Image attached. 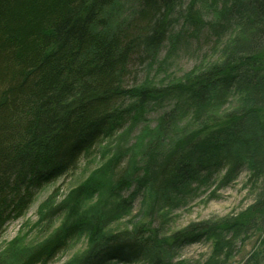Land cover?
Segmentation results:
<instances>
[{
	"label": "trees",
	"instance_id": "obj_1",
	"mask_svg": "<svg viewBox=\"0 0 264 264\" xmlns=\"http://www.w3.org/2000/svg\"><path fill=\"white\" fill-rule=\"evenodd\" d=\"M198 2L0 0V236L25 213L37 186L76 169L84 154L149 103L169 104L138 166L110 159L116 198L106 212L58 226L29 248L13 241L0 250V264H51L81 233L88 247L69 264H176L182 247L221 230L264 233V174L256 201L231 220L167 226L168 215L203 188L238 178L247 163L234 149L249 124L264 134V101L221 114L209 108L243 90L264 89V0H211L210 20ZM235 31L239 46L187 78L157 86L137 71L157 61L167 44L188 50ZM180 119L196 126L174 137ZM259 155L264 165V142ZM139 199L140 218L112 228ZM261 245L264 253V237Z\"/></svg>",
	"mask_w": 264,
	"mask_h": 264
},
{
	"label": "rangeland",
	"instance_id": "obj_2",
	"mask_svg": "<svg viewBox=\"0 0 264 264\" xmlns=\"http://www.w3.org/2000/svg\"><path fill=\"white\" fill-rule=\"evenodd\" d=\"M199 1L201 15L206 20L213 19L215 8L211 0ZM129 2L124 4V10L130 9ZM241 42L243 41L239 33L235 31L225 35L220 43H216L215 40H210L209 43L202 40V44L194 45L188 50L173 51L167 44L157 61L148 67L147 65L138 67L137 71L140 77L157 86L176 82L199 69L209 67L220 59L225 49L232 50ZM263 101V88L249 89L234 94L224 106L212 108L211 105L209 108L211 113L221 114L233 109L259 105ZM168 106L166 102L149 103L119 131L84 154L76 169L54 183L37 186L33 201L25 213L16 216L4 226L0 236V250L13 241L16 244L23 243L22 245L29 248L28 246L48 237L58 226L67 224L73 219L90 216L92 213L106 212L110 201L116 198L112 169L108 167L110 159L117 157L120 165L123 167L128 165L129 169L138 166L141 148L156 129L160 112ZM195 126V122L191 119L178 120L173 128L174 137L186 134ZM263 142L264 134L260 126L257 123L249 124L240 143L234 149V154L243 155L247 163L238 178L229 185H221L218 181L211 187L203 188L188 206L168 215L167 226L180 229L202 221L231 220L253 204L263 186L264 165L263 161L259 160L261 159L259 150ZM140 201L139 199L135 203L134 212L130 217L111 223V227L123 228L128 223L136 222L141 215L138 211ZM263 237L264 233L253 228L221 230L200 242L182 247L175 262L176 264H245L250 260V264H264V253L259 251ZM86 247L88 240L86 235L81 233L51 264H69ZM115 264H144V262L139 260Z\"/></svg>",
	"mask_w": 264,
	"mask_h": 264
}]
</instances>
